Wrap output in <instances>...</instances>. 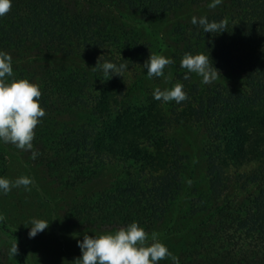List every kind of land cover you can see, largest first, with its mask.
I'll use <instances>...</instances> for the list:
<instances>
[{"label": "trees", "instance_id": "1", "mask_svg": "<svg viewBox=\"0 0 264 264\" xmlns=\"http://www.w3.org/2000/svg\"><path fill=\"white\" fill-rule=\"evenodd\" d=\"M208 3L12 0L0 50L11 54L14 77L42 93L39 154L23 151L27 161L61 189L108 178L69 203L78 227L111 232L136 221L151 234L164 226L160 239L180 264H264V0ZM192 16L225 20L226 30L204 33ZM185 53H209L221 77L184 79ZM150 54L173 59L165 89L183 84L185 101L153 99L142 67ZM98 61L127 69L105 76L91 69ZM174 125L194 128L198 145L184 150ZM13 235L0 221V242Z\"/></svg>", "mask_w": 264, "mask_h": 264}, {"label": "clouds", "instance_id": "2", "mask_svg": "<svg viewBox=\"0 0 264 264\" xmlns=\"http://www.w3.org/2000/svg\"><path fill=\"white\" fill-rule=\"evenodd\" d=\"M223 0H210L209 8H216ZM12 0H0V17L9 12ZM191 23L202 26L204 33L219 34L226 30L227 22L209 21L207 17L192 16ZM173 59L158 54H150L142 67L146 70V76H164L166 66L173 64ZM180 67L187 69L184 79L189 78V73H195L201 77L202 84H211L220 76L219 70L214 67L210 54L185 53L180 61ZM94 71H102L105 76H121L127 69V65H117L111 61H105L91 68ZM122 77V76H121ZM42 93L39 85L30 82L26 78L14 77L12 56L10 53L0 50V143L12 144L17 149L31 152L32 159L38 156V150L34 149L33 140L35 128L41 123L46 113L40 106L39 98ZM153 99L163 103L175 101L177 104L187 99V93L183 90V84L176 83L172 88L153 91ZM32 184L30 176H19L10 180L0 176V195H7L12 188L23 186L29 190ZM4 220L0 214V221ZM28 237L35 238L37 234L48 228L49 222L43 219L32 218L30 220ZM81 250V256L75 260V264H159V261L168 259L171 264H180L179 258L160 241L158 233L149 234L133 221L126 226L106 232L100 235H84L77 241ZM9 254L15 256L19 249L17 241L11 244Z\"/></svg>", "mask_w": 264, "mask_h": 264}, {"label": "rangeland", "instance_id": "3", "mask_svg": "<svg viewBox=\"0 0 264 264\" xmlns=\"http://www.w3.org/2000/svg\"><path fill=\"white\" fill-rule=\"evenodd\" d=\"M164 73L165 75L161 77L151 79L146 77V83L151 88L155 87L154 89L164 90L165 87H170L175 80L173 70L166 67ZM128 75L134 78L132 72ZM170 132L181 141L184 150H190L199 143L200 135L192 127L181 129L179 125H174ZM0 153L7 160L6 165L3 166L4 160L0 156V171L4 167V174H0L1 176L10 180L19 176L32 178L29 190L20 186L12 188L7 195H0V214H3L7 227L14 233L13 236L4 238L3 243L0 242L3 248V264H20L23 250H25V264H75V260L81 256L77 241L82 240L86 234L100 235L106 231H92L78 227L70 218L69 203L86 190L106 184L108 178L105 177L91 186L61 189L46 176L42 167L28 162L23 151L14 145L0 143ZM200 173H204V167L200 168ZM32 218L46 220L49 226L35 238L30 239L28 231ZM163 227L155 231L159 239ZM15 241L19 251L13 257L8 250ZM160 241L170 250L171 245L161 239ZM171 243L173 246L177 245L175 242ZM159 264H164V261H159Z\"/></svg>", "mask_w": 264, "mask_h": 264}]
</instances>
